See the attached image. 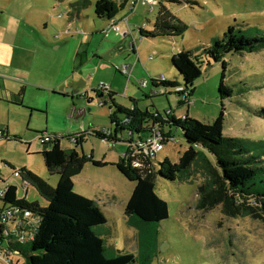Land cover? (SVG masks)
Segmentation results:
<instances>
[{
	"label": "rangeland",
	"instance_id": "rangeland-1",
	"mask_svg": "<svg viewBox=\"0 0 264 264\" xmlns=\"http://www.w3.org/2000/svg\"><path fill=\"white\" fill-rule=\"evenodd\" d=\"M97 1L0 0V72L6 74L11 89L8 99L0 98V128L9 127L12 138L0 135L5 140L0 146V166L7 180L27 167L57 187L59 175L48 172L40 138L42 133L61 136L63 149H78L81 155L94 156L105 164H87L74 183L75 191L95 201L107 218V224L97 228L106 242L107 258L133 253L152 257V264H264V213L257 219L231 218L220 207L208 213L197 210L198 187L204 182L200 175L186 182L157 176L156 192L169 204L170 216L159 225L136 227L126 215L135 183L117 167L131 149L130 137L123 132L117 142H108L91 135L114 132L112 110L119 106L138 108L155 118L158 114L180 119L189 115L205 124H213L224 113L226 136L264 142V50L225 59L226 84L235 89L232 99H223L219 93L223 63H212L209 69L204 65L190 106H181L174 88H167L168 95H160L165 87L156 88L153 82H160L164 74L170 80L175 77L171 60L183 48L195 51L211 46L230 26L264 35V0L168 3L171 12L189 27L184 37L175 41L142 36V30L153 29L158 7L152 10L138 4L131 12L135 0H113L120 11L114 19L103 20L95 14ZM113 22L121 27V33L108 29ZM126 66L133 67L131 80L120 72ZM102 86L114 97L108 92L103 97L97 94ZM22 88L23 105H16L11 93ZM173 132L174 140L156 156L157 171L166 159L177 163L188 147L183 130L175 127ZM83 135L82 147L71 139ZM21 183L18 180L16 186L23 197ZM28 200L47 206L33 187ZM1 249L5 252L7 246ZM0 264H25V260L4 253Z\"/></svg>",
	"mask_w": 264,
	"mask_h": 264
},
{
	"label": "trees",
	"instance_id": "trees-1",
	"mask_svg": "<svg viewBox=\"0 0 264 264\" xmlns=\"http://www.w3.org/2000/svg\"><path fill=\"white\" fill-rule=\"evenodd\" d=\"M168 3L188 4L184 0L157 1L155 9L159 8L158 15L152 30L141 31L144 38L175 41L184 37L189 30V27L171 12L166 5ZM119 11L120 8L113 0H99L95 4V14L99 19L112 20ZM262 50L264 35H253L249 30L243 31L230 26L225 35L214 40L211 46L195 51L183 48L178 55H174L171 60L174 81L168 80L164 75L165 79L160 82L153 81L157 83L154 86L165 87L160 95L169 94L167 88L176 89L181 106H190L195 92L194 84L202 77L204 65L209 69L212 63H223L224 72L219 93L223 99H232L235 89L226 84L225 73L228 64L225 59L229 55L253 54ZM109 91L113 98L114 94ZM98 93L101 95L102 91L97 90ZM24 95V89L13 94L16 105H23ZM187 97L186 101H182ZM113 101L115 104V100ZM119 113L124 117H119ZM166 116L164 118L158 114L155 118L150 112H141L138 108L128 110L117 106V109L112 110L111 116L114 132L106 130L91 133L101 140L117 142L119 134L127 132L130 139L132 138L131 145L136 139L148 136L160 128L166 133L168 144L174 140L175 127L183 130L188 147L177 163L166 159L157 171L156 158L142 154L132 157L130 150L129 160L122 158L117 164L119 171L129 181L135 183L134 192L126 209L129 221L138 227L143 224L159 225L169 218V204L156 192L157 176L171 182H186L199 175L204 178V182L198 187L197 210L208 213L220 207L223 214L231 218H262L264 142H246L241 138L226 136L224 113H221L213 124L192 120L189 115L184 119L169 114ZM168 127L170 130L166 131ZM44 136L48 135H41ZM3 137L11 140L7 130L3 132ZM49 137L50 142L42 143L41 154L48 172L51 175H59V183L57 187H52L44 178L27 167L15 171L24 182L36 189L47 202V206L30 202L28 198L17 201L16 189L13 188L10 197L6 198V203L10 211L18 213L16 216L22 225L12 229L0 221V250L2 251L1 247L6 245L4 253L7 256L11 254L22 256L25 264H152V257H137L133 253L119 254L113 258L106 257V242L97 233V228L106 225L107 218L95 201L75 191L74 183V178L82 173L87 164L93 163L96 167H103L105 164L94 161L93 156L81 155L78 149H63L64 137L56 135ZM71 139L81 147L85 142L84 135L81 139L75 136ZM136 160L140 161L142 167H133ZM27 213L30 217L25 219Z\"/></svg>",
	"mask_w": 264,
	"mask_h": 264
},
{
	"label": "built area",
	"instance_id": "built-area-1",
	"mask_svg": "<svg viewBox=\"0 0 264 264\" xmlns=\"http://www.w3.org/2000/svg\"><path fill=\"white\" fill-rule=\"evenodd\" d=\"M138 4H142L143 6H149L152 10L155 9V6L157 5V1L156 0H136L134 2L131 3L130 5V11L133 12L135 11L136 7ZM108 29H114L116 32L121 33V27L118 26L117 22H113ZM127 36V35H125ZM123 75H125L129 80L132 77V70L130 66H126L124 70L121 71ZM162 79H165V77L163 76ZM180 90V89H179ZM98 91H102L103 94L107 93L109 91V88L106 86H102L99 88ZM188 99L187 98H183L182 101H186ZM99 106H103V103L99 104ZM1 137H3V132H0ZM132 139V138H131ZM130 139V140H131ZM40 141L42 143H46V142H50V137L48 136H44L40 138ZM166 146V133L160 129L157 128L155 129L150 135L145 136L143 138L140 139H136V141L131 144V151H132V157H135L138 154H142L145 155L146 157H154L156 158L157 154L162 152L165 149ZM129 155L127 154L124 158L126 160H129ZM157 159V158H156ZM133 167L135 168H139L142 167L140 161L136 160L133 162ZM14 177L16 178H21L19 173H15ZM21 187L24 190V196L20 197L19 195V187L18 186H13L10 189H2L0 187V221L5 223L7 227L15 229L18 226H21L22 223L19 220V218L16 216L18 215V213H14L13 210H9V206L6 203V198L10 197L11 193H12V189L15 188V195H16V199L17 201L19 200H23L25 198H28V192L30 189V184L27 182L21 183ZM30 216L27 213V215H25V219H28ZM3 255L4 252L0 250V259H3Z\"/></svg>",
	"mask_w": 264,
	"mask_h": 264
},
{
	"label": "crops",
	"instance_id": "crops-1",
	"mask_svg": "<svg viewBox=\"0 0 264 264\" xmlns=\"http://www.w3.org/2000/svg\"><path fill=\"white\" fill-rule=\"evenodd\" d=\"M136 1V0H135ZM133 2V1H132ZM127 3H129L128 2V0H127ZM122 30V29H121ZM126 36H124V38H125ZM126 40V39H125ZM0 65H1V60H0ZM132 69V73H133V67L132 66H130ZM120 72H121V69H120ZM122 73V72H121ZM165 75V74H164ZM163 75V76H164ZM133 76V75H132ZM162 76V77H163ZM166 77H167V75H166ZM67 78H70V75H68L67 76ZM132 78V77H131ZM167 79H168V77H167ZM7 80H8V78H7V76H6V74H4L3 72H0V98H5L6 97V99H8V94L10 93V91L9 90H11L10 88H8V84H7ZM129 80V79H128ZM131 80V79H130ZM168 80H170V79H168ZM170 81H174V80H170ZM9 89V90H8ZM22 89H24V88H22ZM74 89V88H73ZM25 90V89H24ZM74 91V90H73ZM162 92H164V91H162ZM74 93V92H73ZM76 93H79V92H76ZM14 93H11V95H13ZM88 95V93H86L85 94V96H87ZM101 95H102V93H101ZM100 95V96H101ZM168 95V94H167ZM66 96H67V94H66ZM103 97V96H102ZM24 99V98H23ZM168 114V113H167ZM3 129V130H2ZM2 130V131H1ZM5 130H7V132H8V134H9V138L10 139H12L11 137H10V134H11V132H10V129H9V127H6V128H0V132H4ZM111 132H113L112 130H110ZM43 134V133H42ZM41 134V135H42ZM45 134V133H44ZM1 139H3V138H1ZM0 139V146H3L4 145V141L5 140H1ZM93 160H94V156H93ZM95 161V160H94ZM2 164H4V163H2ZM29 170H30V168H28ZM76 178V177H75ZM74 178V179H75ZM18 180L20 181H23L22 180V178H16V177H14V175H13V177L12 178H10L9 180H7V177H6V174H5V170H4V168L3 167H1L0 166V187L2 188V189H10L11 187H13V186H16V184L18 183ZM20 183V182H19ZM53 185V184H52ZM75 187H76V185H75ZM31 188V187H30ZM76 190V189H75ZM77 191V190H76ZM29 193H30V189H29V192H28V196H29ZM79 193V192H78ZM79 194H81V193H79ZM83 195V194H82ZM39 203V202H38ZM40 204V203H39Z\"/></svg>",
	"mask_w": 264,
	"mask_h": 264
},
{
	"label": "water",
	"instance_id": "water-1",
	"mask_svg": "<svg viewBox=\"0 0 264 264\" xmlns=\"http://www.w3.org/2000/svg\"><path fill=\"white\" fill-rule=\"evenodd\" d=\"M78 92V91H77ZM104 96L103 94L101 95V97Z\"/></svg>",
	"mask_w": 264,
	"mask_h": 264
}]
</instances>
